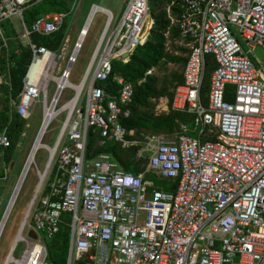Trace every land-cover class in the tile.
<instances>
[{
	"label": "built area",
	"instance_id": "built-area-1",
	"mask_svg": "<svg viewBox=\"0 0 264 264\" xmlns=\"http://www.w3.org/2000/svg\"><path fill=\"white\" fill-rule=\"evenodd\" d=\"M30 3L0 0V86L9 87L10 115L27 124L35 103L43 104L42 125L0 222V239L12 198L32 167L37 186L0 264H58L48 260L49 239L63 227L70 233L63 264H264V63L252 55L256 46L264 48V0H171L168 16L188 48L171 107L193 113L199 129L195 136L183 125L172 138L151 131L133 138L136 131L121 120L130 114L134 83L119 75L115 90L107 84L114 60L128 62L148 40L155 22L149 0H128L118 21L112 11L93 5L70 51L68 39L57 49L34 40V34L58 32L69 13L49 12L28 24ZM97 11L107 15V22L83 78L73 83L72 67ZM14 17L22 24V43L32 52L16 97L4 28L9 21L17 30ZM208 55L217 67L205 101ZM67 87L74 94L60 106ZM63 113L54 145L44 143L50 123ZM91 129L124 147L140 145L138 157L148 158L147 171L172 180L174 188L158 187L145 172L124 169L107 152L89 159ZM207 134L216 138L203 140ZM11 145L7 129H0V148ZM40 148L49 154L43 169L36 159ZM19 243L23 249L15 256Z\"/></svg>",
	"mask_w": 264,
	"mask_h": 264
},
{
	"label": "trees",
	"instance_id": "trees-1",
	"mask_svg": "<svg viewBox=\"0 0 264 264\" xmlns=\"http://www.w3.org/2000/svg\"><path fill=\"white\" fill-rule=\"evenodd\" d=\"M73 2L74 0H32L30 6L25 11V19L28 24H31L34 19L49 12H66L69 13V16ZM170 3L171 0H153V7L150 8V14L155 18V22L150 30L148 40L144 45L136 48L128 63L115 61L112 74L107 81L108 88L111 90L116 89L115 80L119 75L125 76L134 83L135 93L129 106L130 114L127 117H123L121 120L122 124L128 130L134 129L136 131V136L133 138L140 137V134L144 131L169 135L177 134L183 131V125H188L190 127V130L187 132L191 134L193 133L191 125H196L195 115L193 113L176 111L173 110L172 107H170L169 111L160 113L156 111V101L160 97L167 96L170 102L172 101L174 87L183 80L182 73L178 74L173 72L171 75L163 77L157 74L145 75L149 69L158 66L162 60L180 62L183 64L186 62V58L173 55L167 50L169 39L177 38L180 35L179 28L172 25L168 16L166 7ZM173 10L175 14L180 13L179 7ZM67 26L68 19L58 32L48 36L34 34V40L52 49H57L65 37ZM4 28L6 34L10 38L9 60L12 75L11 92L12 95L16 97L23 88V78L31 62L32 52L30 48L24 45L18 38L16 29L13 28L12 23L9 21L5 22ZM4 65L5 64H3V66ZM216 67V59L213 55H208L203 88L205 101L212 74ZM145 76L146 79L139 82ZM9 92L8 86H0V103H4L8 100ZM25 125V121L17 114H13V116L10 115L7 104H4V107L0 108V129H7L12 140V145L8 149L3 150L0 148V155L6 162L10 160L13 151L18 146ZM215 138V134L203 136V140H214ZM139 148L140 145L136 144L130 147H124L119 141L103 140L97 130L91 129L87 145V157L90 159L101 152H107L111 154L124 169L136 174L148 172L145 174V178L152 181L156 186L165 189L174 188L175 183L173 181L161 178L157 173L147 171V168L143 171L144 167H140L139 164L142 161L144 162V160H146L148 164V158L138 157ZM2 173L3 171L0 165V174ZM69 239V229L63 227L62 230L52 238L51 241L53 242H49L50 254L53 261L62 263L66 261V257L63 258V253L66 252L67 254L68 252ZM55 247L59 249L57 255L52 254V250Z\"/></svg>",
	"mask_w": 264,
	"mask_h": 264
},
{
	"label": "rangeland",
	"instance_id": "rangeland-1",
	"mask_svg": "<svg viewBox=\"0 0 264 264\" xmlns=\"http://www.w3.org/2000/svg\"><path fill=\"white\" fill-rule=\"evenodd\" d=\"M128 0H74L73 2V10L68 16V26L66 28L65 36L66 39H68V48L69 51L74 46L75 41L78 39L79 33L83 25L85 24L91 9L93 5L97 4L106 8L111 9L114 12L115 18L118 21L120 18V13L124 6L126 5V2ZM150 8L153 7V0H149ZM107 22V15L103 11H97L94 14V17L91 21L88 35L84 41L83 48L80 51V54L78 56V60L72 67L71 71V82L73 83H79L81 79L83 78L87 67L92 59V56L94 54V51L98 45V42L100 40V37L103 33V30L105 28ZM14 23L17 26V35L18 38L21 40L24 39L23 37V30H22V24L18 17H14ZM9 51H10V38L8 42ZM7 51L4 50V54H6ZM252 55H255V57L260 60V62L264 63V48L261 45L256 46L254 53ZM5 61V62H4ZM257 62V60H256ZM4 68L7 67V61L6 59L3 60ZM184 64L180 62H170L167 60H162L159 65L156 67L155 73L157 75L163 76H169L171 73L176 72L178 74L182 73ZM55 91V83L51 82L49 87V97L51 98L53 93ZM74 94V90L71 88H65L62 93V97L60 100V106L64 104L66 101H68ZM4 104L8 105L9 110L12 108V100L10 99L9 93H8V100L4 103H0V108L4 107ZM65 113L59 115L57 118H55L49 125V128L43 138V142L47 143L49 145H54L57 136L60 131L61 123L64 119ZM43 121V104L41 101H37L33 107L32 116L30 119H28L27 124L25 125V128L23 130V133L20 137L19 144L15 148V150L12 153V156L8 162L4 160V158L0 157V165L1 169L3 171L2 174H0L3 179L0 183V222L2 221L5 209L10 201V198L14 192V189L16 187V184L19 181L20 175L22 173V170L25 166L27 157L32 149V146L38 136L40 127L42 125ZM191 130H193V135L197 136L199 129L194 124L191 125ZM156 133V132H155ZM162 135H168L171 138L175 137L176 134H165V133H158ZM178 134V133H177ZM49 154L48 151L45 148H40L36 152V159L39 164V166L43 169L48 161ZM5 162L7 163V169L8 174L7 177L5 176ZM14 163V166L11 168V164ZM140 167H144V170L147 168V162L144 160L140 164ZM148 172H145L147 174ZM169 180V179H168ZM172 181V180H171ZM38 178L37 173L34 167H32L20 190L19 193L15 199V202L11 208V213H9V217L6 221V224L4 226L1 239H0V261L1 263H4L6 260V256L8 252L11 249V246L13 245L19 226L24 218V215L27 211V208L30 204L31 198L35 192L36 186H37ZM52 238L49 239V242ZM23 244L19 243L16 251L15 256H19L22 252ZM57 251L59 249L55 247L52 250L53 255H57ZM63 258L66 257V252L63 253ZM50 262L53 261L51 257L48 259ZM58 264H63L62 262H57Z\"/></svg>",
	"mask_w": 264,
	"mask_h": 264
},
{
	"label": "crops",
	"instance_id": "crops-1",
	"mask_svg": "<svg viewBox=\"0 0 264 264\" xmlns=\"http://www.w3.org/2000/svg\"><path fill=\"white\" fill-rule=\"evenodd\" d=\"M100 6V5H99ZM103 7V6H101ZM125 7V6H124ZM168 7H169V4L167 5L166 9H167V12H168ZM103 8H106V7H103ZM176 8V7H174ZM110 11H112L111 9L109 8H106ZM180 9V8H179ZM124 8L122 9L121 13H120V16L122 15V12H123ZM91 13V12H90ZM112 13L114 14V12L112 11ZM90 15V14H89ZM89 17V16H88ZM115 17V15H114ZM152 17V16H151ZM153 18V17H152ZM88 19V18H87ZM116 19V18H115ZM155 19V18H154ZM86 23V22H85ZM174 26V25H173ZM69 39V38H67ZM66 39V36L64 37L63 40H67ZM69 50V48H67ZM167 50L173 54V55H176V56H179V57H184L186 58L187 60V53H188V48L186 46V39H184L181 35H179L177 38H170L168 43H167ZM115 61H120V62H123L122 60H114ZM129 62V61H128ZM128 62H123V63H128ZM185 64V63H184ZM157 67V66H156ZM156 67H153L154 68V72L151 73V74H156L155 73V70H156ZM184 69V67H183ZM150 70V69H149ZM146 75V73H145ZM149 75V74H148ZM182 75H183V71H182ZM147 76V75H146ZM146 76L144 78H146ZM178 84V83H177ZM170 107H171V102H170V99L169 97L167 96H162L160 97L157 101H156V111L158 113L160 112H165V111H169L170 110ZM152 132V131H151ZM19 144V143H18ZM13 166H14V163H13ZM12 166V167H13ZM11 167V168H12Z\"/></svg>",
	"mask_w": 264,
	"mask_h": 264
},
{
	"label": "bare ground",
	"instance_id": "bare-ground-1",
	"mask_svg": "<svg viewBox=\"0 0 264 264\" xmlns=\"http://www.w3.org/2000/svg\"><path fill=\"white\" fill-rule=\"evenodd\" d=\"M92 16H93V12H92V14H91V16H90V18H89V22L91 21ZM87 29H88V26H86V30H87ZM44 130H45V127L42 129V132H41V134H40V136H39V138H38V142H39V140L41 139V137H42V135H43V133H44ZM37 144H38V143H37ZM20 188H21V187H20V184H19V186H18V188H17V190H16V192H15L13 198H12V201H11V204H10V206H9V209H8V211H7V213H6L5 220L8 218V215H9V213H10V211H11V208H12L14 202H15V199H16L18 193H19ZM2 226H3V225H2Z\"/></svg>",
	"mask_w": 264,
	"mask_h": 264
},
{
	"label": "water",
	"instance_id": "water-1",
	"mask_svg": "<svg viewBox=\"0 0 264 264\" xmlns=\"http://www.w3.org/2000/svg\"><path fill=\"white\" fill-rule=\"evenodd\" d=\"M28 1H32V0H28ZM13 166V163L11 164V167ZM32 234L34 235V236H37V234L35 233V232H32Z\"/></svg>",
	"mask_w": 264,
	"mask_h": 264
}]
</instances>
